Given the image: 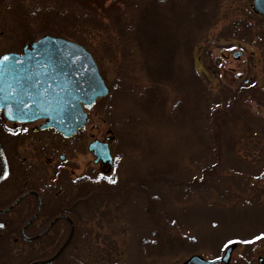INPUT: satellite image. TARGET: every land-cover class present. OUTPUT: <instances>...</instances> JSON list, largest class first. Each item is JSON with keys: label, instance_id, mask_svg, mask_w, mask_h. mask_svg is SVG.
I'll return each mask as SVG.
<instances>
[{"label": "rangeland", "instance_id": "obj_1", "mask_svg": "<svg viewBox=\"0 0 264 264\" xmlns=\"http://www.w3.org/2000/svg\"><path fill=\"white\" fill-rule=\"evenodd\" d=\"M252 2L220 1L207 31L196 37L190 52L177 57L180 76L192 83L181 90L162 88L163 102L151 105L152 114L140 106L153 82L136 60L135 48L129 52L123 50L124 40L89 34L102 37L91 39L89 50L110 94L87 110L89 123L77 137L70 141L46 133L34 154L56 155V160L64 154L61 164L74 168L75 177L85 169L100 174L103 169L94 163L88 144L112 136L115 165L101 177L103 184L120 187L135 176L145 181L127 185L108 205L98 207L94 201L97 209L82 213L63 264H185L194 255L220 258L232 244L237 247L230 264L264 260V18L253 12ZM36 4H6L0 8V23L37 40L42 26L27 19ZM184 10L176 16L174 0H163L156 18L159 30L176 36L175 23ZM236 51L243 53L239 59L233 58ZM231 82L251 91L237 99L230 111L234 119L217 135L213 112L229 107ZM149 202L169 216L167 241L177 240L168 243L175 246L171 251L159 254V242L153 253L144 251L143 245L155 243L145 213ZM33 249L31 254L24 247H0V264H28L41 254L39 247Z\"/></svg>", "mask_w": 264, "mask_h": 264}, {"label": "trees", "instance_id": "obj_2", "mask_svg": "<svg viewBox=\"0 0 264 264\" xmlns=\"http://www.w3.org/2000/svg\"><path fill=\"white\" fill-rule=\"evenodd\" d=\"M220 1L174 0L177 7L176 16L179 15V9L188 10L187 13L184 10L180 19L177 18L176 36L165 35L167 31L159 30L160 24L156 18L159 15V4L163 3V0H114L109 5H105L106 0H36L37 9L33 13V21L41 24L43 32L77 42L88 50L91 47L89 41L103 34L107 35L108 39L117 37L121 41L124 40L123 50L130 52L135 48L132 52L136 60L140 61L153 82L151 94H148V98L140 106L146 114H152L151 105H157L160 100L163 102L162 88L170 86L175 90H181L183 86L186 88L192 83L180 76L176 69L177 57L181 52L184 55L190 52L196 44V37L207 31V27L212 24V19L216 16ZM90 33L100 35L92 37ZM184 35H187L186 39L182 38ZM104 43L105 41L101 40L98 45L102 47ZM231 86L232 88L227 91L229 107H220L213 112L212 121L217 135L222 133L220 128H224L223 125L234 119L230 111L237 104V99L250 94L251 91L248 85H241L238 82H231ZM97 177V182L86 189L87 197L82 201L83 205L91 206V197L95 198L94 204L98 207L102 204L108 205L109 201H112L127 185L140 179L145 181L135 176L128 179L123 186L107 187L100 176ZM154 203L152 205L150 202L147 203L145 209L147 224H150L147 226L154 228L155 238V243L147 244L146 241L143 245L146 254L156 251L158 242L162 244L158 248L159 254L164 252L165 248L171 251L175 246L168 243L177 241H167L170 232L164 223L168 222L169 216L159 212V209L154 207ZM178 240L182 241V239Z\"/></svg>", "mask_w": 264, "mask_h": 264}, {"label": "flooded vegetation", "instance_id": "obj_3", "mask_svg": "<svg viewBox=\"0 0 264 264\" xmlns=\"http://www.w3.org/2000/svg\"><path fill=\"white\" fill-rule=\"evenodd\" d=\"M12 1L15 0H0V8H5ZM25 1L27 3L30 0ZM33 18V13L27 17L31 21ZM0 27V58L7 54L22 55L25 49H32L38 39L52 36L43 32L37 40L28 39L20 32L18 35L13 29L8 30L7 23H0ZM46 122L11 121L5 116L4 110H0V147L5 157L3 161L0 156V178L5 169L8 173L5 179H0V247H24L31 254L36 252L34 247H39L40 256L31 262H45L54 258L45 264H63L66 251L73 245L80 230L82 213L90 214L97 209L92 206L94 197L90 198L91 206L82 204L87 197L86 189L97 182V174L85 169L75 177L74 168L61 164L65 162L64 154L57 159L59 162L56 155L34 154L35 147H39L37 141L42 144L46 133L53 132L71 141L85 129H80L71 138H65L52 128H44ZM111 137H106L104 141ZM110 142H114V139ZM99 166L103 169L99 173L105 177L103 173H107V165L100 163ZM70 234L72 237L67 244ZM3 257L1 254L0 260Z\"/></svg>", "mask_w": 264, "mask_h": 264}, {"label": "water", "instance_id": "obj_4", "mask_svg": "<svg viewBox=\"0 0 264 264\" xmlns=\"http://www.w3.org/2000/svg\"><path fill=\"white\" fill-rule=\"evenodd\" d=\"M251 8L264 18V0H254ZM242 55L241 51H236L233 58L239 59ZM4 56L9 59L3 60ZM4 56L0 59V110H4L5 116L11 121L46 120L44 128H52L63 137L71 138L87 124L88 115L84 107L93 106L98 99L109 94L94 57L76 42L45 36L34 42L32 49H25L22 55ZM89 150L96 158L95 163L101 161L113 165L107 142L94 141ZM0 156L4 161L1 147ZM7 175L5 169L0 179H5ZM235 249L236 245L233 244L222 258L210 261L194 255L185 264H229ZM259 264H264L262 258Z\"/></svg>", "mask_w": 264, "mask_h": 264}, {"label": "snow or ice", "instance_id": "obj_5", "mask_svg": "<svg viewBox=\"0 0 264 264\" xmlns=\"http://www.w3.org/2000/svg\"><path fill=\"white\" fill-rule=\"evenodd\" d=\"M2 59L7 61L9 58H8V56H4Z\"/></svg>", "mask_w": 264, "mask_h": 264}]
</instances>
